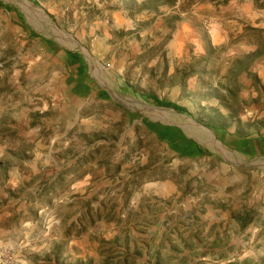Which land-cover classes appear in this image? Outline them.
<instances>
[{"label":"rangeland","instance_id":"rangeland-1","mask_svg":"<svg viewBox=\"0 0 264 264\" xmlns=\"http://www.w3.org/2000/svg\"><path fill=\"white\" fill-rule=\"evenodd\" d=\"M0 1V264H264V0Z\"/></svg>","mask_w":264,"mask_h":264},{"label":"crops","instance_id":"crops-1","mask_svg":"<svg viewBox=\"0 0 264 264\" xmlns=\"http://www.w3.org/2000/svg\"><path fill=\"white\" fill-rule=\"evenodd\" d=\"M71 51V50H70ZM69 51V53H70ZM75 52V51H71ZM71 58H69L70 67L72 69V83L76 86L84 85L87 86L89 83L87 80L88 76L85 71V61L84 59H79L70 53ZM235 148H238L243 153L247 155H254L255 157L264 156V134L263 135H253L248 137H238L234 140H230ZM229 141V142H230Z\"/></svg>","mask_w":264,"mask_h":264},{"label":"trees","instance_id":"trees-1","mask_svg":"<svg viewBox=\"0 0 264 264\" xmlns=\"http://www.w3.org/2000/svg\"><path fill=\"white\" fill-rule=\"evenodd\" d=\"M33 1H35V0H33ZM0 4H1V5L3 4L2 1H0ZM6 8H7L8 10H13L12 5H10V4H7V5H6ZM70 53H71L73 56H75V57H77V58L83 60V56H82L80 53H78V52H71V51H70ZM154 99L156 100V103H158L159 105L174 107V108L178 109V110L181 111V112H182V111H185V109H184L182 106H180V105H178V104H176V103L163 101V100H160V99H158V98H154Z\"/></svg>","mask_w":264,"mask_h":264},{"label":"bare ground","instance_id":"bare-ground-1","mask_svg":"<svg viewBox=\"0 0 264 264\" xmlns=\"http://www.w3.org/2000/svg\"><path fill=\"white\" fill-rule=\"evenodd\" d=\"M21 1H22L24 4L33 7V5H32L28 0H21ZM38 10H39V9H38ZM39 12H41V10H40ZM45 18H46V15H45ZM47 20H49V19L47 18ZM171 111H172V110H171ZM172 112H173V111H172Z\"/></svg>","mask_w":264,"mask_h":264},{"label":"water","instance_id":"water-1","mask_svg":"<svg viewBox=\"0 0 264 264\" xmlns=\"http://www.w3.org/2000/svg\"><path fill=\"white\" fill-rule=\"evenodd\" d=\"M45 13V11H43Z\"/></svg>","mask_w":264,"mask_h":264}]
</instances>
